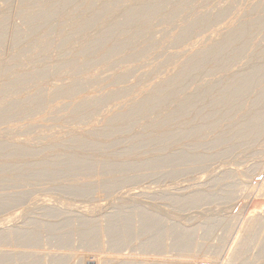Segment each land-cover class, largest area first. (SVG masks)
Wrapping results in <instances>:
<instances>
[{
  "label": "rangeland",
  "instance_id": "1",
  "mask_svg": "<svg viewBox=\"0 0 264 264\" xmlns=\"http://www.w3.org/2000/svg\"><path fill=\"white\" fill-rule=\"evenodd\" d=\"M149 1L0 0V264H264V0Z\"/></svg>",
  "mask_w": 264,
  "mask_h": 264
},
{
  "label": "bare ground",
  "instance_id": "2",
  "mask_svg": "<svg viewBox=\"0 0 264 264\" xmlns=\"http://www.w3.org/2000/svg\"><path fill=\"white\" fill-rule=\"evenodd\" d=\"M152 1V0H151ZM151 1H149V2H151ZM155 1H156V3H155ZM159 1V0H158ZM157 0H154V1H152V5L151 6H153V8H158V7H160V2H158ZM151 4V3H150ZM141 7V6H140ZM139 7V8H140ZM134 8V9H133ZM132 9V15H133V17H136L137 15H139V14H141L143 11H148V10H140V9H138L137 8V6H134ZM257 8V7H256ZM255 8V9H256ZM45 8H43L41 11H40V13H39V15L37 16V17H35V18H32L31 19V23H33V24H37V23H39V22H41L42 20H44L47 16H48V9L46 10H44ZM257 11V10H256ZM256 11H254L255 13H257ZM261 12H263L264 13V11H261ZM148 13H149V11H148ZM260 13V11H259V8H258V14ZM263 13H261V15L263 14ZM254 15H257V14H254ZM260 15V14H259ZM264 15V14H263ZM128 20H126L125 21V23H123L124 24V28L128 25ZM233 22V21H232ZM231 23V22H230ZM130 25V24H129ZM230 25V24H229ZM229 25H227V28H228V26ZM231 25H232V23H231ZM123 26V25H122ZM226 26V25H225ZM225 26H224V28H225ZM230 27V26H229ZM253 26H249V27H247V28H252ZM221 28V27H220ZM224 28H222V29H224ZM226 29V28H225ZM244 30L245 29H233L231 32H232V36H231V42H230V44H229V46L231 47H233L236 43H238V42H240V40L242 41L243 40V32H244ZM219 31H221V29H219ZM219 31H217V32H219ZM110 34V32H108V33H105V35L104 36H108ZM229 46H228V48H229ZM231 47V48H232ZM192 52H193V50H192ZM196 52V51H195ZM236 57L237 56H235V53H232V59H236ZM223 60V54H222V50H221V48H219V47H216V46H214V48H212V50H211V52L205 57V58H203L202 56H198V57H196L195 59H193V60H191V63L189 64V65H187L186 66V68H184V70H183V72L181 73V75L177 78V79H175V82H174V85L176 86V87H178V85L180 86V84H182L183 83V81L184 80H187L186 78H189V76L191 75V73H193L194 74V72H199V71H202L201 69H203L205 66H208L209 64H212V63H214V64H216V62H221ZM234 61V60H233ZM213 65V64H212ZM211 67V66H210ZM213 67V66H212ZM263 69V68H262ZM175 70V69H174ZM173 71V70H172ZM192 71V72H191ZM263 71H264V69L263 70H261V68L260 69H258V68H255V70H253V71H251V73L249 74H245L246 76H239V78L238 77H236L233 81H231L230 83H228V84H226V85H223V88H222V93H220L221 94V96L223 97V99H224V102L226 103V105L228 104V106H229V108L230 109H232L230 106L232 105V103L234 102V99L236 100L238 97L239 98H241V100L240 101H242V99H243V95L244 94H242L243 92H249V93H251V90H254L255 89V85L257 84V83H255L254 84V87H252V88H254V89H252L251 87V89H250V91L249 90H247V91H241V89L242 90H244V88H242V87H244L246 84L247 85H250V84H252V83H250V82H252V81H254V78L256 79V77H258V76H260V77H262V73H263ZM206 72V71H205ZM169 73H171V72H169ZM203 73V72H202ZM202 73H200V74H202ZM200 74H198L197 73V76L199 75L200 76ZM169 75V74H168ZM195 76V75H194ZM202 76V75H201ZM259 79V78H258ZM162 80V79H161ZM165 80V79H164ZM261 79H259V81H260ZM21 81H22V79H21ZM258 81V80H257ZM264 82V78L261 80V82ZM167 83V82H166ZM250 83V84H249ZM254 83V82H253ZM260 83V82H259ZM261 84V83H260ZM259 84V85H260ZM263 84H261L260 86H262ZM222 86V85H221ZM252 86V85H251ZM163 87H164V85H163ZM174 87V86H173ZM172 87V88H173ZM259 87V86H258ZM258 87H256V88H258ZM262 87H264V85L262 86ZM159 88V87H158ZM220 88V87H219ZM260 88V87H259ZM177 89V88H176ZM161 90V89H160ZM164 90V89H163ZM162 90V91H163ZM170 90V89H169ZM169 90L167 89V91L169 92ZM173 90H175V89H173ZM221 90V89H220ZM219 90V91H220ZM258 90V89H257ZM155 91V90H154ZM167 91H166V93H167ZM161 92V91H160ZM172 92V91H171ZM175 92V91H174ZM254 92H256V91H254ZM154 93V92H153ZM159 93V92H158ZM163 93V92H162ZM161 93V94H162ZM166 93H164L165 95H167ZM248 93V94H249ZM247 94V93H246ZM158 94H156V96H157ZM172 95V94H171ZM218 95V94H217ZM251 95V94H250ZM151 96V95H150ZM162 96H163V94H162ZM170 96V95H169ZM237 96V97H236ZM263 96V95H262ZM148 97V99H145V98H147ZM147 97H145L141 102L139 101V99H138V101L140 102V103H138V102H136L135 100L137 99L136 97V99L134 98L133 100L136 102V107H134V110H133V112L134 113H137V114H141V113H143V112H145V111H147V109H148V107L150 106V103H152L149 99H150V97L149 96H147ZM218 97L220 98V96L218 95ZM221 97V98H222ZM236 97V98H235ZM248 97H249V95H248ZM154 98V97H153ZM157 99V98H156ZM160 99V98H159ZM223 99L221 100V102H223ZM246 99H248V98H246ZM245 100V99H244ZM133 101V103H135ZM155 101V99L153 100V102ZM157 101V100H156ZM215 102H217V101H214V103ZM243 102V101H242ZM247 102H248V100H247ZM260 104H259V103ZM188 103V102H187ZM244 103H246L245 101H244ZM257 103H258V105H257ZM215 104H217L218 105V103H215ZM215 104H213L214 106H216ZM255 104H256V106L259 108V106L260 105H263L264 104V96H263V98L260 100V101H257V102H255ZM24 105V104H23ZM198 105V104H197ZM225 105V106H226ZM242 105H243V103H242ZM34 106V105H33ZM241 106V105H240ZM20 107H22V105L20 106ZM245 107H246V105H245ZM249 107H251V105H249ZM263 107V106H262ZM186 108H187V106H186ZM215 108V107H214ZM227 108V107H226ZM242 108H244V107H242ZM242 108H241V110H242ZM247 108V107H246ZM261 108V107H260ZM264 108V107H263ZM17 109H18V107H17ZM185 109V108H184ZM248 109V108H247ZM24 110V109H23ZM25 110H27V108L25 109ZM35 110V109H34ZM217 110V109H216ZM239 110V109H238ZM237 110V111H238ZM254 110V109H253ZM257 110V109H256ZM219 111L220 110H218V113H219ZM230 112H231V110H229ZM217 112V111H216ZM221 112V111H220ZM226 112V111H225ZM253 112H255V111H253ZM146 113V112H145ZM227 113H228V109H227ZM232 113V112H231ZM230 113V114H231ZM242 113V112H241ZM246 113V112H245ZM249 113H250V110H249ZM216 114V113H215ZM223 114V113H222ZM255 114V113H254ZM258 114V113H257ZM257 114H255V115H257ZM239 115H240V113H239ZM243 115V114H242ZM241 115V116H242ZM245 115V114H244ZM254 115V116H255ZM216 116V115H215ZM224 116V115H223ZM222 116V117H223ZM233 116V115H232ZM236 116V115H235ZM251 116V115H250ZM219 117H220V115H219ZM221 118V117H220ZM243 117H241V119H242ZM253 118V117H252ZM203 119V118H202ZM233 119V118H232ZM235 119V118H234ZM240 119V118H239ZM247 119V118H246ZM251 119V118H250ZM231 120V119H230ZM237 120V119H236ZM248 120V123L249 122H251V120H253V119H251L250 121H249V118L247 119ZM254 120H256L257 122L259 121V122H261V118L260 117H257L256 116V118L254 119ZM233 122V121H232ZM245 122V121H244ZM247 122V121H246ZM243 123V122H242ZM250 124V123H249ZM248 124V125H249ZM239 125V124H238ZM246 125H247V123L245 124V127H246ZM247 125V127L245 128H243V130H242V132L240 133L241 135L243 134V132H245V131H247V128H249V126H251V125H249L248 126ZM241 130V129H240ZM235 131H237V130H235ZM228 133V132H227ZM230 134V133H229ZM235 134V133H234ZM239 134V133H238ZM238 134H235L236 135V137L238 136ZM228 135V134H227ZM226 135V136H227ZM233 135V134H232ZM243 137L245 136V135H242ZM242 136H239V139H240V137L241 138H243ZM234 137V136H233ZM231 135H230V138L232 139L233 138ZM236 140V139H235ZM243 140V139H242ZM232 141H233V139H232ZM238 141H240V140H238ZM13 142V141H12ZM4 142H2V143H0V152H3V151H5L8 147H9V145L8 144H3ZM238 143V142H237ZM240 143V142H239ZM12 144V143H11ZM232 144H234V143H232ZM172 159H173V157H172ZM256 163V162H255ZM2 165V164H1ZM264 165V164H263ZM1 167V166H0ZM222 167V166H221ZM2 169H3V166L1 167ZM0 168V169H1ZM216 168V167H215ZM214 168V169H215ZM224 168V167H223ZM1 169V170H2ZM220 169V168H219ZM225 169H226V167H225ZM229 169V168H228ZM213 170V169H212ZM218 170V169H217ZM216 170V171H217ZM215 171V172H216ZM224 172V171H223ZM232 172V171H231ZM1 173V172H0ZM22 174H24V173H22ZM1 175V174H0ZM1 177V176H0ZM204 178V177H203ZM201 179V178H200ZM202 180V179H201ZM196 181V180H195ZM197 182H199V181H197ZM184 184V183H183ZM264 184V183H263ZM170 185V184H169ZM197 185V184H196ZM174 186V185H173ZM172 186V187H173ZM175 186H177V185H175ZM170 187V186H169ZM168 187V188H169ZM171 187V188H172ZM189 187V186H188ZM196 187V186H195ZM148 188V187H147ZM151 188V187H150ZM165 188H167V187H165ZM170 188V189H171ZM264 188V187H263ZM153 189V188H152ZM178 189V188H177ZM148 189H146V191H147ZM244 190V189H243ZM242 190V191H243ZM133 191V190H132ZM151 191V190H150ZM241 191V192H242ZM245 191V190H244ZM248 192V191H247ZM145 193V192H144ZM148 193V192H147ZM146 194V193H145ZM241 194H243V192L241 193ZM197 195V194H196ZM199 197H201L200 195H199ZM198 197V198H199ZM195 199L194 198V201H199V199ZM193 200V199H192ZM191 200V201H192ZM45 199H44V203H45ZM53 201V200H52ZM39 202V201H38ZM43 202V201H42ZM54 202V201H53ZM47 203V202H46ZM49 203V202H48ZM59 204V203H58ZM54 205H56V204H54ZM46 206V205H45ZM51 206V205H50ZM64 206H67L66 204L64 205ZM52 207V206H51ZM62 207V206H61ZM84 208H86V207H84ZM56 209H58V208H56ZM59 210V209H58ZM243 210V209H242ZM64 211V210H63ZM68 212V211H67ZM254 212V211H253ZM71 213V212H70ZM145 213V212H144ZM137 214V213H136ZM258 214V213H257ZM141 215H143V214H141ZM256 215V214H255ZM147 216V215H146ZM253 216H254V214L253 215H251V219L248 221V223H247V225H246V230H245V232L247 233V237H248V235H250L251 236V234H253V232L255 231V229L257 228L258 229V223L259 222H261L260 221V219H259V222H258V219H257V217L256 218H253ZM257 216H259V215H257ZM12 218V217H11ZM141 218V217H140ZM155 218V217H154ZM246 218V217H245ZM259 218V217H258ZM14 219V218H13ZM13 219H11V220H13ZM147 219H149V218H147ZM5 220V219H4ZM10 220V219H9ZM8 220V221H9ZM262 220H264V218L262 219ZM7 221V222H8ZM147 221V220H146ZM5 222V221H4ZM15 222V221H14ZM1 223V222H0ZM2 226L3 225H5V224H1ZM2 226H0V227H2ZM259 226H261L262 227V225H259ZM7 228H9V227H7ZM6 228V229H7ZM232 228V227H231ZM245 228V227H244ZM1 229V228H0ZM5 229V230H6ZM10 229V228H9ZM256 229V230H257ZM90 230H91V228H90ZM94 230V229H93ZM92 230V231H93ZM259 230V229H258ZM257 230V231H258ZM1 231V233H2V230H0ZM170 231V230H169ZM257 231H255L254 233L256 234V235H258L259 234V232H257ZM106 232V231H105ZM112 232V231H111ZM258 234H257V233ZM108 233H109V231H108ZM130 233V232H129ZM245 233V234H246ZM106 234H107V232H106ZM116 234V233H115ZM11 235L12 234H10V235H8L9 237H11ZM261 235H263V234H259V237L261 236ZM14 236V235H13ZM246 236V235H245ZM264 236V235H263ZM247 237H245V238H247ZM258 237V238H259ZM261 238V237H260ZM260 238H259V240H260ZM263 238V237H262ZM7 239V238H6ZM242 239H244V237L242 238ZM241 239V240H242ZM247 239H249V237L247 238ZM251 239V238H250ZM253 239H255L254 237H253ZM262 240V239H261ZM248 241V240H247ZM247 241H246V239L243 241V242H241L242 244H240V242H239V244L241 245V249H239L240 248V245H239V247L237 248V250L239 251V252H237V255H238V253L240 254V253H242V251H244V252H246L245 251V249H246V247H248V246H250L251 247V245L250 244H252L251 242H249V244L247 243ZM198 243V242H197ZM259 242L257 241V244H258ZM196 247V246H195ZM250 247H248V249H250ZM253 247V246H252ZM259 247V246H258ZM255 248H257V245H256V247ZM247 249V250H248ZM254 249V248H253ZM263 249V248H262ZM249 252V251H248ZM236 256V255H235ZM238 257V256H237Z\"/></svg>",
  "mask_w": 264,
  "mask_h": 264
}]
</instances>
